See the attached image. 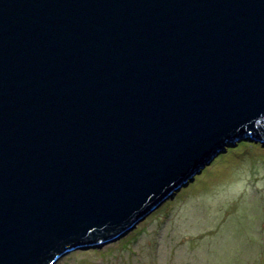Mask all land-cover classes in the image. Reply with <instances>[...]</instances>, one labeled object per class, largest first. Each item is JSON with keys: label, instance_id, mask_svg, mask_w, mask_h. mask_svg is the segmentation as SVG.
I'll return each mask as SVG.
<instances>
[{"label": "water", "instance_id": "95a60500", "mask_svg": "<svg viewBox=\"0 0 264 264\" xmlns=\"http://www.w3.org/2000/svg\"><path fill=\"white\" fill-rule=\"evenodd\" d=\"M264 143V0H0V264L124 238Z\"/></svg>", "mask_w": 264, "mask_h": 264}, {"label": "rangeland", "instance_id": "374dc122", "mask_svg": "<svg viewBox=\"0 0 264 264\" xmlns=\"http://www.w3.org/2000/svg\"><path fill=\"white\" fill-rule=\"evenodd\" d=\"M225 152L124 238L54 264H264V143Z\"/></svg>", "mask_w": 264, "mask_h": 264}, {"label": "trees", "instance_id": "16d2710c", "mask_svg": "<svg viewBox=\"0 0 264 264\" xmlns=\"http://www.w3.org/2000/svg\"><path fill=\"white\" fill-rule=\"evenodd\" d=\"M242 144H246V143H242ZM221 157V156H220ZM219 158V157H218Z\"/></svg>", "mask_w": 264, "mask_h": 264}, {"label": "bare ground", "instance_id": "6f19581e", "mask_svg": "<svg viewBox=\"0 0 264 264\" xmlns=\"http://www.w3.org/2000/svg\"><path fill=\"white\" fill-rule=\"evenodd\" d=\"M223 163V162H222Z\"/></svg>", "mask_w": 264, "mask_h": 264}]
</instances>
